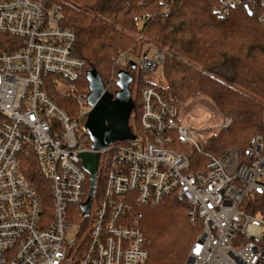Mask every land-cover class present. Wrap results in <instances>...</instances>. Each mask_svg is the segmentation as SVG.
<instances>
[{
    "label": "built area",
    "instance_id": "built-area-1",
    "mask_svg": "<svg viewBox=\"0 0 264 264\" xmlns=\"http://www.w3.org/2000/svg\"><path fill=\"white\" fill-rule=\"evenodd\" d=\"M239 6L264 23V0H219L214 11L221 18ZM60 19L52 0H0V34L11 39L0 51V264H144L138 207L170 199L186 203L189 221L200 228L184 264H264V135L254 133L244 149L232 147L192 169L186 153L173 147L201 145L178 121V108L150 86L137 91L133 84L139 95L138 113L131 95L133 138L99 152L83 216L89 179L79 156L94 153L85 130L90 108L70 115L45 89L59 80L70 87L84 68L72 54L74 34ZM150 52L138 60L122 54L118 65H139L142 81L154 80L165 52ZM230 125L225 117L219 129ZM27 157L49 184L50 216L21 172ZM67 228L75 231L71 241Z\"/></svg>",
    "mask_w": 264,
    "mask_h": 264
},
{
    "label": "trees",
    "instance_id": "trees-1",
    "mask_svg": "<svg viewBox=\"0 0 264 264\" xmlns=\"http://www.w3.org/2000/svg\"><path fill=\"white\" fill-rule=\"evenodd\" d=\"M61 14L60 25L74 34L72 54L84 61L81 76L74 82L78 92L86 91V73L95 71L105 90L114 94L121 69L132 76L135 70L120 67V55H137L145 44L165 52L160 77L142 81L140 87L154 88L161 102L180 107L195 96L209 99L222 118L230 117L229 129H218L199 151L185 152L193 168L206 165L209 157L247 146L249 138L264 135V23L255 13L239 6L217 17L219 0H52ZM11 39L0 34V51ZM141 81V82H140ZM48 96L68 114L73 95L59 90L53 82L45 86ZM132 96L138 113V92ZM82 97V96H81ZM69 105V106H68ZM23 176L36 189L50 216L49 184L38 172L32 158L21 161ZM141 227L147 259L144 264H184L198 235V223H191L189 206L175 199L141 205Z\"/></svg>",
    "mask_w": 264,
    "mask_h": 264
},
{
    "label": "water",
    "instance_id": "water-1",
    "mask_svg": "<svg viewBox=\"0 0 264 264\" xmlns=\"http://www.w3.org/2000/svg\"><path fill=\"white\" fill-rule=\"evenodd\" d=\"M247 12L251 15L248 10ZM130 66L135 67L133 63H130ZM85 77L88 83V93L85 99L90 108L85 120V130L94 153H82L79 156L81 166L89 179L87 199L80 205L83 216H87L93 196L99 152L115 142L133 138L128 118L134 108L129 89L132 76L127 71L117 72L115 81L117 90L114 94L105 90L97 72L88 71Z\"/></svg>",
    "mask_w": 264,
    "mask_h": 264
},
{
    "label": "rangeland",
    "instance_id": "rangeland-1",
    "mask_svg": "<svg viewBox=\"0 0 264 264\" xmlns=\"http://www.w3.org/2000/svg\"><path fill=\"white\" fill-rule=\"evenodd\" d=\"M149 45H143L138 53V58H140L142 52L144 49L149 48L152 52V49H156V47ZM149 53V55L151 54ZM139 70V65L135 69V77L133 84L137 83V73ZM161 71V70H160ZM159 71V72H160ZM158 72L157 78L160 77V73ZM56 79V78H55ZM48 80H46L47 82ZM59 90L63 91L66 94H74L73 95V104L70 107L71 110L74 111V113L80 111V110H87L88 105L86 103V95L88 93V88L86 91L78 92V89L74 86V82L71 83V86H66L62 80H59L58 83ZM82 96L83 102L77 104L75 102L76 96ZM69 106V105H68ZM178 121L187 127L189 130H191V139L194 143H198L200 145L203 144V139H208L212 137L214 134L217 133V130L219 129L222 121V116L216 109V107L213 105V103L201 96H195L188 100L186 103L182 104L180 107H178ZM74 229L67 228L66 230V236L68 241H71L74 239Z\"/></svg>",
    "mask_w": 264,
    "mask_h": 264
}]
</instances>
